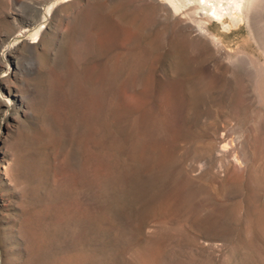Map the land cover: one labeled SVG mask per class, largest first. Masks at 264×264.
Masks as SVG:
<instances>
[{
	"label": "rangeland",
	"instance_id": "rangeland-1",
	"mask_svg": "<svg viewBox=\"0 0 264 264\" xmlns=\"http://www.w3.org/2000/svg\"><path fill=\"white\" fill-rule=\"evenodd\" d=\"M181 1L0 0V264H264V149L212 144L254 112L190 39L264 51Z\"/></svg>",
	"mask_w": 264,
	"mask_h": 264
},
{
	"label": "bare ground",
	"instance_id": "bare-ground-1",
	"mask_svg": "<svg viewBox=\"0 0 264 264\" xmlns=\"http://www.w3.org/2000/svg\"><path fill=\"white\" fill-rule=\"evenodd\" d=\"M175 7H183L186 6L187 4L181 0H171ZM187 1V0H184ZM207 1H211V0H205ZM217 4L220 3V1L222 2V0H216ZM224 1V0H223ZM228 2V5H232L231 7H229L227 10H231L233 12H222L219 10H216L215 8V13L220 17V20H222L223 23H226L228 21V18L225 16L226 14H229V18L231 19V21L229 22L231 24V22L233 24H235V22H237L240 16H242L244 14V12H246V24L249 28L250 34L256 38L255 40L258 41L260 47L263 49L264 51V36L261 34L260 29H259V15L264 11V4H261L259 2V0H226ZM245 2V3H243ZM179 3V4H178ZM200 1V3L198 5L195 4V6L189 7V11L191 10H199L200 6H202L201 8L206 9L208 8L206 3H202ZM201 4V5H200ZM200 5V6H199ZM243 5V6H242ZM242 6V8H241ZM188 9V8H187ZM226 9V8H225ZM240 9V10H238ZM224 10V9H223ZM237 11H240L237 12ZM159 13V12H158ZM161 13V12H160ZM164 16V14H163ZM209 17H211L210 15H208ZM203 17V15H202ZM213 18V17H212ZM211 18V19H212ZM263 18V17H262ZM172 19V17H171ZM261 19V16H260ZM173 20V19H172ZM245 20V19H244ZM176 21V20H175ZM182 23V22H181ZM176 24H178L176 22ZM180 24V23H179ZM263 24V22H262ZM202 26V24H200ZM231 26V25H230ZM233 26V25H232ZM178 27V26H177ZM229 28V27H227ZM208 31V27H204V25L201 27V30H204V32ZM244 29V28H242ZM212 30V29H211ZM264 30V29H263ZM213 31V30H212ZM263 32V31H262ZM168 33V32H167ZM202 33V32H201ZM211 33V32H210ZM207 34V33H206ZM209 34V32H208ZM225 34V33H224ZM215 35V34H214ZM166 33L161 36V40L162 42L167 40L166 37ZM209 36V35H208ZM208 36H202V34L195 36L193 38L190 39V43L192 44V49L194 51H203L206 52L208 54L207 57H209V65L208 67L213 70V69H218L221 67H224L225 69H227L226 71H230L232 72L235 76H237L236 78H239V82H238V86H239V95H241V99L243 100L242 102H245V104H247L251 109H252V113L254 115H252V119L250 121H245L244 119H241L240 121H238V137L235 139V142H231L229 139V133H219L221 135H217V133L213 136V134H211L213 137L212 141L214 144V147L218 149V151H220L222 154L221 156H219L218 162H224V159L226 158V156H228V154L233 152L235 153V156H233L234 158H236L237 160L234 162V167L235 169H239L241 167L242 164H244L245 166H247L248 168H252V172L253 173V168H254V161L256 159L257 154H260L263 149H264V61H259L260 59H257L256 57H253L247 53H245V51L243 52L242 50H239V54L241 55H234L232 54L230 51L226 52L221 50L222 47L220 45L219 48V44L220 43H215L216 45L213 47L210 42L206 39ZM221 36V35H220ZM226 36V34H225ZM224 36V37H225ZM209 38V37H208ZM222 38V37H221ZM187 41V40H186ZM189 41V39H188ZM222 41V40H221ZM224 41V40H223ZM168 42V41H167ZM166 42V44H167ZM216 42V40H215ZM188 43V42H187ZM224 46V45H223ZM190 47V46H189ZM229 47V46H228ZM241 46L238 47V49H240ZM165 48V46H164ZM175 49V48H174ZM173 49V50H174ZM261 49V50H262ZM192 50V51H193ZM226 50V49H225ZM175 51V50H174ZM173 51V53L175 54V52ZM228 51V50H227ZM247 52V51H246ZM213 68V69H212ZM224 70V69H223ZM218 71V70H217ZM220 71V70H219ZM223 72V71H221ZM216 73V72H215ZM228 73V72H227ZM219 74V73H218ZM217 74V75H218ZM220 75V74H219ZM232 75V74H231ZM233 76V77H235ZM211 77V76H210ZM209 77V78H210ZM235 78V79H236ZM214 79V77H213ZM212 80V79H211ZM237 81V79H236ZM168 83V82H167ZM171 84V83H170ZM172 86V85H171ZM170 86V87H171ZM178 86V85H177ZM175 86V87H177ZM166 88V87H165ZM168 88V87H167ZM175 90V88H173ZM168 91V89H167ZM165 92V91H164ZM181 92V91H180ZM174 93V91H173ZM176 93V92H175ZM164 94V93H163ZM166 94V93H165ZM159 95V94H158ZM181 95V94H179ZM164 98L166 97L165 95H163ZM174 96V94H173ZM176 96V95H175ZM175 96L173 98H175ZM172 97V96H171ZM163 98V97H161ZM178 98V97H177ZM181 98V97H180ZM183 98V97H182ZM240 99V100H241ZM184 100V99H183ZM164 101V100H163ZM162 101V102H163ZM176 101V99H175ZM174 102V101H173ZM184 102V101H183ZM182 102V104H183ZM169 103V99L167 104ZM180 103V100L178 102V105ZM166 104V105H167ZM160 105V104H159ZM165 105V106H166ZM175 105V104H174ZM177 108L178 109V106ZM180 106H182L180 104ZM163 107V104L162 106ZM188 107V106H187ZM174 108V107H173ZM185 108V106H184ZM169 111L166 109H164V111ZM181 110V108L179 109V111ZM183 110V108H182ZM162 111V110H161ZM145 112V111H144ZM163 112V111H162ZM171 112H175L172 111ZM145 114V113H144ZM153 114V113H152ZM151 114V115H152ZM171 114V113H170ZM162 115V114H161ZM175 115H178L175 113ZM174 115V116H175ZM150 116V115H149ZM163 116V115H162ZM167 116V115H166ZM173 116V115H172ZM140 117V116H139ZM146 117V116H145ZM161 117V116H160ZM168 117H169V113H168ZM171 117V115H170ZM241 117V116H240ZM239 117V118H240ZM141 118V117H140ZM148 118V116H147ZM167 118V117H165ZM174 118V117H173ZM177 118H181V117H177ZM244 118V117H243ZM156 119V118H155ZM170 119V118H169ZM176 119V118H174ZM248 119V118H247ZM136 120V119H135ZM139 120V119H138ZM153 119H150V121L152 122ZM160 122L162 120L157 119ZM168 120V119H167ZM179 120V119H178ZM149 121V120H148ZM149 121V122H150ZM156 121V120H155ZM157 121V122H159ZM171 122V120H169ZM138 122V121H137ZM156 122V124H157ZM175 122V121H174ZM169 123V122H168ZM172 123V122H171ZM136 124V123H135ZM139 124V123H138ZM154 124V123H153ZM163 124V123H162ZM159 123V125H162ZM176 124V123H175ZM175 124H170L169 123V127L170 125H172V127H174L173 125ZM158 125V126H159ZM138 125H136L137 127ZM142 126V125H141ZM154 126V125H153ZM163 126V125H162ZM168 126V124H167ZM140 127V126H139ZM143 128V127H142ZM142 128H138L137 130H142ZM159 129V128H158ZM157 129V130H158ZM216 129V128H215ZM140 130V131H141ZM147 130V129H146ZM144 130V131H146ZM151 130V129H150ZM156 130V131H157ZM164 130V129H163ZM170 130V128L168 129ZM217 130V129H216ZM172 131V130H171ZM237 131V130H236ZM139 132V131H138ZM148 132V131H147ZM146 132V133H147ZM158 132V131H157ZM225 132V131H224ZM141 133V132H140ZM145 135H148L146 134ZM159 133L161 134V132L159 131ZM236 135V134H235ZM234 135V136H235ZM140 136H142V133L140 134ZM140 136H137L139 139L141 138ZM149 136V135H148ZM233 136V137H234ZM143 137V136H142ZM150 138V137H149ZM232 138V137H230ZM148 140V139H146ZM233 141V140H232ZM142 143V142H141ZM146 144V142H145ZM208 146V145H207ZM213 147V148H214ZM141 149V148H140ZM143 150V148L141 149ZM231 154V155H232ZM219 155V154H218ZM207 165V164H206ZM9 166V165H8ZM6 166V167H8ZM253 166V167H252ZM11 169V168H10ZM242 168H240L239 170H241ZM255 169V168H254ZM7 170V169H6ZM9 170V169H8ZM7 170V172H8ZM237 172V171H235ZM10 174V172H8ZM7 173V174H8ZM253 175V174H252ZM255 179V178H254ZM255 182V181H254ZM257 190V189H256Z\"/></svg>",
	"mask_w": 264,
	"mask_h": 264
}]
</instances>
